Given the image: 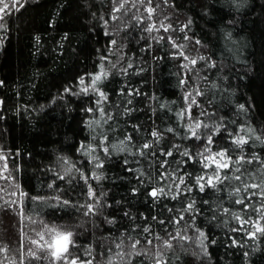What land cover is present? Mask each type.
Returning <instances> with one entry per match:
<instances>
[{"label":"trees","instance_id":"16d2710c","mask_svg":"<svg viewBox=\"0 0 264 264\" xmlns=\"http://www.w3.org/2000/svg\"><path fill=\"white\" fill-rule=\"evenodd\" d=\"M151 6L155 9L152 21L144 19L143 23L135 19L147 16L143 5L126 14L121 10L115 13L120 18L113 19L112 0H26L20 11L6 17V31L0 30V153L8 157L12 175L28 193L25 214L38 222L26 219L22 224L14 207H0V247L8 249L7 259L0 252L3 264H12L13 260L19 264L21 229L25 234L23 251L27 253L31 247L29 237L35 234L34 229L42 227L40 220L72 230L77 247L70 251L81 259L94 257L93 264H109L121 235L125 251L128 235L140 238V247L144 246L148 234L141 229L145 225L166 238L164 229L173 231L169 219L178 215L177 209H183L190 199L195 200L199 214L187 235L195 238L196 227L204 231L208 237L207 255L195 242L184 241L181 248L173 241V249L164 250L167 264H264V235L249 239L244 232L231 231L239 227L231 212H239L244 205L235 204L236 197L229 193L236 187L243 189L241 181H226L219 186L221 191L206 188L201 193L194 188L176 200L163 198L154 203L148 196L152 187L159 186L161 171L177 176L186 172L195 176L203 171L199 163L175 162L187 160L179 155L181 151L187 149L195 155L205 143L203 139L185 138L183 125L188 123L187 117L180 121L176 115L187 106L184 97L193 85L203 93L196 97L200 107L192 106L193 119L206 111L207 115L199 116L201 120L221 125L220 133L213 136V151L228 148V155L235 159L239 149L226 133L244 135L238 133L239 128L253 129L243 153L246 158L256 155L260 160L242 165L243 179L257 184L264 180V144L255 139L260 136L264 140V0H168L167 4L152 0ZM161 21L171 25L168 32L162 28L145 31L149 23L159 27ZM160 36L164 39L158 40ZM168 37L184 45L186 55L206 59H198L195 70L188 72L181 66L187 62L174 56L177 50ZM113 39L114 46L109 44ZM101 63L109 75L97 83L107 96L100 107L111 115L110 120L101 119L98 111H87L96 109L98 96L91 90L88 94L81 92L79 85L81 78L87 85ZM129 63L131 68L127 67ZM182 79L187 83L181 84ZM96 120L98 124L88 126ZM168 128L174 132L166 131ZM154 130L161 134L158 142L151 136ZM200 132L205 130L201 128ZM129 135L131 141L126 140ZM121 141H125L123 151L111 147L120 146ZM146 142L152 147L143 150L146 154L141 156L138 153ZM89 145L94 151L85 155ZM173 145L179 147L172 149ZM102 147H109L108 154ZM170 149L173 155L167 157L168 167L161 169L160 161L165 157L160 152ZM153 151L155 156L150 154ZM62 158L75 165L70 175L65 172L69 165ZM97 163L103 167H96ZM81 172L90 177L88 184L81 179ZM59 175L65 179H59ZM50 183L52 188L48 187ZM187 183H192L191 177H186ZM89 184L98 200L88 197ZM252 191L259 190H242L240 195L247 197ZM31 196H59L70 203L61 205L49 199L36 204L32 212ZM5 198L10 199L6 194ZM246 202L259 208L264 200L254 196ZM85 203L97 206L96 215H83L85 209L80 205ZM164 205L173 211L168 212ZM222 208H229V214H223ZM241 215L253 220L257 216L251 208ZM190 219L184 213V221ZM232 237L237 240L236 246L232 245ZM85 247L93 250L91 257L83 255ZM141 261L152 264L142 256L132 258V264ZM25 264L51 262L31 260L25 255Z\"/></svg>","mask_w":264,"mask_h":264},{"label":"snow or ice","instance_id":"6c2138e0","mask_svg":"<svg viewBox=\"0 0 264 264\" xmlns=\"http://www.w3.org/2000/svg\"><path fill=\"white\" fill-rule=\"evenodd\" d=\"M26 0H0V30L6 31V23H4L7 16L11 15L13 11L18 12L20 9L24 6V3ZM113 2V10H112V18L113 19H119L120 17L116 16L115 13L121 12V10H124L125 14L131 10V8H137L138 6L143 5L145 7V12L147 13L146 17L141 16H135V19L139 23H143L144 19H147L149 21H152V16L155 13V9L151 6L152 0H147V3L145 5V0H112ZM165 4H167L168 0H163ZM130 3V7H126ZM135 15V14H134ZM107 24V21L105 22ZM163 29L164 32H168L171 28V25H165L163 21L160 22L159 27H157L155 22L149 23L145 27V31L148 33H152L155 29L156 31H159L160 29ZM183 31V29H181ZM106 35L108 33H105ZM185 39H188L187 36L184 37ZM164 37L160 36L158 40H163ZM168 40L172 47L176 49L177 51L174 53V56L177 58L182 57L184 61H187V63L182 64L181 66L186 69L188 72H192L195 70V65L197 64V60L204 61L206 58L204 56L199 57H190L189 55H186L184 52V45L177 44L176 41L172 37H168ZM197 44H199V41H196ZM110 45H116V40L109 41ZM102 60L107 59V57H102ZM191 65V67H190ZM209 66L215 67L214 63L209 62ZM115 67V65H113ZM128 68L132 67V64L129 63L127 65ZM123 71H127V69H123ZM198 74V73H197ZM109 75V72L105 69V66L103 63L99 65V71L96 74H93L90 78V81L87 85H85L84 78H81L79 80L80 85V91L88 94L91 90L92 93L96 94L98 96V99L96 100V109L89 108L87 109L88 112H94L98 111L101 119L107 118L108 120L111 119V115L104 112V109L100 107V105L107 100L106 94L100 90L97 87V83L101 82L103 79H106ZM2 83V82H0ZM187 81L182 79L181 84H186ZM215 87V85H213ZM66 91H69V89H66ZM193 92H195V95H193ZM129 95H132V92L128 93ZM203 93L200 91L198 85H193L192 88L188 92H186L184 100L186 103V107L176 113L178 119L180 121H183L185 117H187L188 123L183 125L186 129V137L185 138H195V140L199 141L203 139L205 143L201 147L200 150H198L195 155H193L190 151L187 149L181 151L179 153L180 156L186 157V161H175L176 163H199L203 171L199 173L198 175L192 176L190 173H185L183 176H177L174 173L170 172H164L161 171L159 177L157 178V184L159 186L152 187L151 190L148 192V196L153 198L154 203L159 202L160 199L163 198H170L172 200L178 199L181 195H189L193 189H197L199 192L203 193L206 188L214 189L216 191H221L222 189L219 187L222 184H225V182H231L233 180L235 181H241L243 185V189L241 187H236L232 192L229 193V196H235L236 199L234 200V203L237 205H244L243 209H241L239 212H231V218L236 221V223L239 225V227H234L231 229L232 232H244L249 239H256L257 234L264 235V203L260 205L259 208L253 207L251 203H248L246 201H251L252 197L257 196L261 200H264V180L261 181V183H245L244 182V171L242 169V165L244 163L251 164L253 160H256L259 162L260 158L259 156L253 155L252 157L246 158L243 153V146L249 142V139L251 138V134L254 133V130L251 128H239L238 133L243 132L244 135H233L231 132L226 133V135L230 138V143L235 146V149H239V155L233 159L232 156L228 155L229 149L228 148H217L215 151H213V136L218 135L221 131V125H209L208 123H205L203 120L199 118V116L207 115L206 111H202L199 116L196 119H193L191 109L193 105H196L197 107H200V105L197 102L196 97L202 96ZM191 98V99H189ZM2 103V101H0ZM128 103H131V101H128ZM241 110H243L244 106H239ZM99 123V120L96 121H90L89 127H92V124ZM209 127L212 128L211 132H208L207 129ZM203 128L205 130L204 133H201L200 130ZM168 132H174V129L168 128L166 129ZM151 136L155 138V140L158 142L161 138V134L158 131H152ZM132 137L129 135L126 140L131 141ZM255 139L260 141L262 144H264V140L261 139L260 136H255ZM106 142L105 140L101 141V144L103 145ZM125 141H121V145L117 146L115 144L111 145L113 149H117L120 151H123V144ZM85 146L81 145V148L83 149ZM152 147L150 143H144L141 146V151L138 153L139 155L143 156L146 153L143 150L149 149ZM178 145H173L172 149L178 148ZM88 150L84 152L85 155H90L91 151H94V149L91 148V146H87ZM172 149L168 150L167 152H160L161 156H164L165 159L160 161V168L165 169L168 167V160L167 157H171L173 155ZM102 150L105 154H108L109 147H102ZM151 155L155 156L156 153L153 151L150 153ZM63 163L69 165L68 168L65 169V172L67 174H71V171L73 168H75L74 164H71L67 160V158H62ZM93 160L96 159V157H92ZM0 161H3L2 164H0V181H6V184H0V201H3L2 204H0V207L3 206V204H7L10 208L14 207V210L17 211L21 223L27 219L31 223L35 224L38 221L33 218L32 215H26L24 210V202L25 198L28 197V193L23 191L19 185V183L16 181L15 176L12 175V169L9 168L8 165V157L5 156L3 153H0ZM127 162V161H126ZM96 167H103L102 163H97ZM76 171H80L79 169H76ZM229 171L231 172V175L229 174ZM239 173V174H237ZM264 175V171L261 173ZM81 179L84 180L85 184H88V180L90 177L85 176L82 172L80 173ZM143 175V173H141ZM186 177H191L192 183L186 184ZM59 179L63 180L65 179L64 175H59ZM96 180H99V176H94ZM139 178V177H138ZM171 181V183H164L165 181ZM173 185H175V188L173 189ZM49 188L53 187V184L50 183L48 185ZM165 188L168 189V191H165ZM11 189V190H9ZM249 189H258L259 191H252L247 197H243L240 195L241 191L248 192ZM5 194L8 197H12V199H6ZM88 197L90 199H97L95 196V192L93 191L91 185H88ZM49 199H55L60 202L61 205H67L70 202L68 200H61L59 196H31L30 201L33 205V208L31 209L32 212L35 211V205L38 203H45ZM203 203L207 204L208 201L205 200ZM56 206V205H54ZM80 207H83L85 211L83 212V215H96V209L97 206L90 203H85L83 205H80ZM165 208H167L168 212H172L173 209L169 208L167 205H164ZM257 214L256 219L253 220L251 216H248L245 218L243 215H241L242 212H247L249 209ZM178 215L172 216L168 223L173 225V231L167 232V228L164 229V231L167 233V237H162L158 233H152L151 227L149 225H145L141 232L143 234H148L144 238V246L140 247L141 245V239L134 237L132 235H128L127 237V248L128 251H125V241L123 235L119 237V242L115 243L114 247L116 249V252L112 257L109 258V264H132V258L134 257H145L147 259H150L152 264H167V260L164 259V250H172L174 245L173 241H177L179 246L182 248L184 241L188 242H195L197 246L203 251L205 255H207V244L206 241L208 239L207 235L204 231H202L200 228L196 227L195 232L197 233L196 237H190L187 235V229L189 227L194 226V217L199 214V211L195 208V200L190 199L188 202L184 204L183 209H177ZM223 214L228 215L230 212L229 208H222ZM184 213H188L191 217L190 220L184 221ZM125 215L127 216L128 213L125 212ZM143 219H147V217H142ZM131 219V217H130ZM213 219H215V216H213ZM152 220L156 221L157 217L155 215L152 216ZM184 222L181 224V222ZM160 224H165V221L163 219H159L158 221ZM39 223L42 225L40 229H34L35 231V237H29V244L31 247H29L27 253H24L23 251V240L25 234L23 233V229H21V248H20V260L19 264H25V255L29 257L31 260H50L51 264H93V259H81V256L78 254L72 253L70 250L77 247L76 241L73 239L74 233L72 230L67 229L63 226H57L55 224H47L44 223L43 220H40ZM108 223H114V221L109 220ZM227 223V221H225ZM247 226V227H246ZM139 227V226H136ZM135 228L133 229V231ZM232 240V245H237V240L232 237L230 238ZM154 240L158 243H154ZM212 243H215V240L212 241ZM111 251V249L109 250ZM0 252L5 254V259H7V246L0 247ZM44 252L47 255L41 256L39 253ZM93 250L90 247H85L83 250V255L85 257H91ZM149 252L152 253L151 257H149ZM0 264H3L2 261H0ZM12 264H15V260L12 261ZM140 264H143L141 261Z\"/></svg>","mask_w":264,"mask_h":264},{"label":"rangeland","instance_id":"374dc122","mask_svg":"<svg viewBox=\"0 0 264 264\" xmlns=\"http://www.w3.org/2000/svg\"><path fill=\"white\" fill-rule=\"evenodd\" d=\"M129 5H130V3H129ZM155 30V29H154ZM184 62H187V61H184ZM10 199H12V197H10ZM32 237H35V234L33 233V236ZM41 256H45V255H47L46 253H44V252H40L39 253ZM49 262H51L50 260H48Z\"/></svg>","mask_w":264,"mask_h":264}]
</instances>
